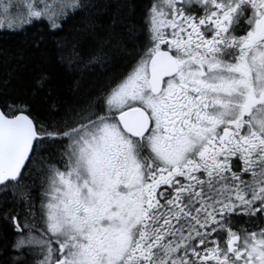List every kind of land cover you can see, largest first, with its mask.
I'll use <instances>...</instances> for the list:
<instances>
[{"label": "snow or ice", "instance_id": "obj_1", "mask_svg": "<svg viewBox=\"0 0 264 264\" xmlns=\"http://www.w3.org/2000/svg\"><path fill=\"white\" fill-rule=\"evenodd\" d=\"M0 32V264H264V0H0Z\"/></svg>", "mask_w": 264, "mask_h": 264}, {"label": "trees", "instance_id": "obj_2", "mask_svg": "<svg viewBox=\"0 0 264 264\" xmlns=\"http://www.w3.org/2000/svg\"><path fill=\"white\" fill-rule=\"evenodd\" d=\"M22 39H23L22 36L0 32V49L2 48L16 49L21 45ZM28 55L30 57L31 53H29ZM32 66L33 65L29 63L28 67L31 68ZM7 70L8 69L4 68L3 66H0V77H2L3 73ZM25 74H27V72Z\"/></svg>", "mask_w": 264, "mask_h": 264}]
</instances>
